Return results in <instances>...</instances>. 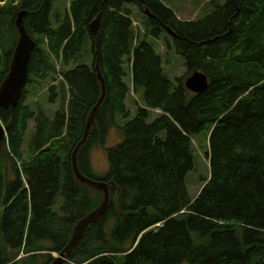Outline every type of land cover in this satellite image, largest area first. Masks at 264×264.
<instances>
[{
	"label": "trees",
	"instance_id": "obj_1",
	"mask_svg": "<svg viewBox=\"0 0 264 264\" xmlns=\"http://www.w3.org/2000/svg\"><path fill=\"white\" fill-rule=\"evenodd\" d=\"M54 1L0 0V84L18 38L19 11H26L31 38H39L17 106L0 109V123L8 126L0 151V264H50L51 253L65 247L75 224L102 201L71 169L72 151L100 96L95 64L105 97L77 166L113 185L104 220L63 264H264V0H211L189 21L176 17L170 0H69L63 10ZM97 15L91 36L88 24ZM133 17L142 19L144 35L134 32ZM5 22L14 33L6 60ZM162 35L186 69L174 81L151 43ZM50 60L60 62L62 78L59 91L49 88L47 100L57 97L59 104L51 119L41 106L34 113L24 104L32 79L56 73ZM194 70L208 81L199 94L182 82ZM128 75L133 94L142 95L131 118ZM29 122L31 158L24 162ZM115 127L123 139L106 150L107 173L96 178L88 148L103 147ZM200 133L207 134L209 176L190 199L184 180L194 168L191 138Z\"/></svg>",
	"mask_w": 264,
	"mask_h": 264
},
{
	"label": "rangeland",
	"instance_id": "obj_2",
	"mask_svg": "<svg viewBox=\"0 0 264 264\" xmlns=\"http://www.w3.org/2000/svg\"><path fill=\"white\" fill-rule=\"evenodd\" d=\"M211 0H170L167 4H169L170 8L174 11L176 17L182 21L195 20L202 15V11L204 9L205 4H207ZM219 3L224 2V0H216ZM69 0H55L53 3L54 7L58 9L67 8ZM4 4L1 3L0 6ZM133 20L137 23V26H132L134 32L139 29L140 33L144 35L145 29L143 24L141 23L142 19L140 17H133ZM9 22H5L2 28V50L3 57L6 60L7 56L5 53H9L11 51L12 45L14 43V33L9 29ZM168 36L162 35L159 39H151L152 46L154 50L160 54L162 59V67L164 72L169 76L170 80L174 81V78H181V76L186 74V69L183 67V61L178 56L173 47H167L166 41L168 40ZM33 39H39L37 36L33 35ZM41 49H44V43L41 44ZM8 55V54H7ZM52 61V64L55 67L56 73L52 71L47 72L46 78L42 80V82L37 81L36 79H32V83L25 89V105H28L34 113L37 111L36 105L41 106L43 114L49 119L52 118L53 113L58 108V98L54 97L52 102L50 103L47 100L50 87H55L56 90L59 91L60 86L59 82L62 80L58 71L60 69V62ZM126 69L129 71V65H126ZM191 74V72L182 77V82ZM130 77L126 79V83L128 84L130 91L128 93V98L126 99L125 105L126 109L131 113L130 118L134 115L136 106L142 105V95L141 92L136 95L132 92V85L130 83ZM55 92V89L53 90ZM158 113V110L150 112V118L153 119ZM32 122L28 123L27 132L25 133L24 141L21 146V152L24 162H28L31 158L27 150V144L33 132ZM123 139V133L119 128H112L109 130L105 140L103 147H98L91 144V147L88 148V156L91 162V172L96 178H104L107 170H108V162H107V152L106 150L109 147H113ZM192 141V154L194 157V168L189 171L185 176V186L190 199H193L198 194L201 189L204 180L209 176V163L206 156V152H208V140L207 134L200 133L198 135H194L191 138ZM33 155V154H32ZM51 255H55V253H51ZM55 257V256H54ZM185 264V263H183Z\"/></svg>",
	"mask_w": 264,
	"mask_h": 264
},
{
	"label": "water",
	"instance_id": "obj_3",
	"mask_svg": "<svg viewBox=\"0 0 264 264\" xmlns=\"http://www.w3.org/2000/svg\"><path fill=\"white\" fill-rule=\"evenodd\" d=\"M131 1V0H123ZM26 14L25 10H21L16 14L14 25L17 30V41L14 45L12 55L9 61L8 71L0 84V109L13 111L17 106L20 99L22 90L26 86V81L28 79V67L31 59V55L35 49V41L31 38L29 33L26 31L24 26V16ZM144 14L149 18L151 15L144 9ZM100 15H97L88 24V33L93 36L96 34L99 27ZM168 34L171 36L174 33L168 29ZM218 37L208 40L204 43L213 42ZM203 44V43H201ZM94 71L96 74L97 82L100 86V96L90 110L85 123L84 133L81 140L74 147L71 154V169L74 175L75 181L81 186H85L102 196L101 203L94 208L92 211L83 216L73 227L71 237L65 247L53 258L50 264H63L71 256L72 252L76 251L81 243V240L86 233V231L93 225H96L104 220L106 212L108 209L110 201V186L113 185L112 182L105 183L103 181L93 180L84 176L78 169L77 166V154L79 150L87 143L88 134L91 130L93 123L95 122V117L99 111L102 102L105 97V85L102 75L98 69L97 64L94 66ZM184 88L192 93L199 94L202 93L208 87V81L206 76L194 70L183 82ZM8 131L7 125L0 124V151L4 149V141L6 139V133Z\"/></svg>",
	"mask_w": 264,
	"mask_h": 264
},
{
	"label": "bare ground",
	"instance_id": "obj_4",
	"mask_svg": "<svg viewBox=\"0 0 264 264\" xmlns=\"http://www.w3.org/2000/svg\"><path fill=\"white\" fill-rule=\"evenodd\" d=\"M151 15V14H150ZM167 35V34H166ZM169 35V34H168Z\"/></svg>",
	"mask_w": 264,
	"mask_h": 264
}]
</instances>
